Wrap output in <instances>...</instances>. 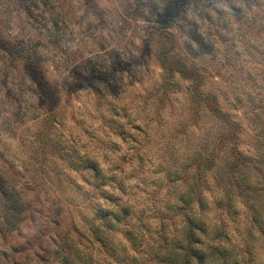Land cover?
I'll return each mask as SVG.
<instances>
[{"label": "rangeland", "instance_id": "374dc122", "mask_svg": "<svg viewBox=\"0 0 264 264\" xmlns=\"http://www.w3.org/2000/svg\"><path fill=\"white\" fill-rule=\"evenodd\" d=\"M0 264H264V0H0Z\"/></svg>", "mask_w": 264, "mask_h": 264}, {"label": "trees", "instance_id": "16d2710c", "mask_svg": "<svg viewBox=\"0 0 264 264\" xmlns=\"http://www.w3.org/2000/svg\"><path fill=\"white\" fill-rule=\"evenodd\" d=\"M193 255H195L194 253L192 254V255H190V256H193Z\"/></svg>", "mask_w": 264, "mask_h": 264}]
</instances>
